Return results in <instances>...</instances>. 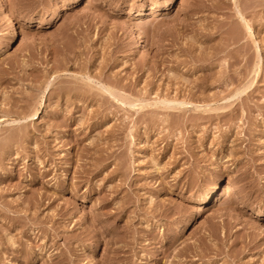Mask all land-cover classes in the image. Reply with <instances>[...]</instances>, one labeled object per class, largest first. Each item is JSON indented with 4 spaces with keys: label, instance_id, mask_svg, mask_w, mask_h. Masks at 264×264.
Returning a JSON list of instances; mask_svg holds the SVG:
<instances>
[{
    "label": "rangeland",
    "instance_id": "374dc122",
    "mask_svg": "<svg viewBox=\"0 0 264 264\" xmlns=\"http://www.w3.org/2000/svg\"><path fill=\"white\" fill-rule=\"evenodd\" d=\"M0 264H264V0H0Z\"/></svg>",
    "mask_w": 264,
    "mask_h": 264
},
{
    "label": "bare ground",
    "instance_id": "6f19581e",
    "mask_svg": "<svg viewBox=\"0 0 264 264\" xmlns=\"http://www.w3.org/2000/svg\"><path fill=\"white\" fill-rule=\"evenodd\" d=\"M154 7V6H153ZM153 9V8H152ZM7 24L10 26V27H12L13 28V21H11V17L9 16L8 18H7ZM138 30V29H137ZM13 33H15V30L13 29ZM140 33V32H139ZM231 189L233 190V189H236L235 188V185H233V184H231V183H227V184H225V186H223V188H222V193H221V195H220V197H227V196H229L230 195V192H231ZM207 196H209V195H207Z\"/></svg>",
    "mask_w": 264,
    "mask_h": 264
},
{
    "label": "snow or ice",
    "instance_id": "6c2138e0",
    "mask_svg": "<svg viewBox=\"0 0 264 264\" xmlns=\"http://www.w3.org/2000/svg\"><path fill=\"white\" fill-rule=\"evenodd\" d=\"M214 183H215V181H211V180L209 181V186L207 189V195H209V196L215 195V192L212 190V187H211V185Z\"/></svg>",
    "mask_w": 264,
    "mask_h": 264
}]
</instances>
